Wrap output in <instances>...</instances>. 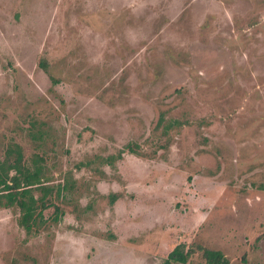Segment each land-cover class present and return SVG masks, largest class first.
Instances as JSON below:
<instances>
[{
  "label": "rangeland",
  "instance_id": "rangeland-1",
  "mask_svg": "<svg viewBox=\"0 0 264 264\" xmlns=\"http://www.w3.org/2000/svg\"><path fill=\"white\" fill-rule=\"evenodd\" d=\"M18 154L73 186L31 234L0 206V264H264V0H0Z\"/></svg>",
  "mask_w": 264,
  "mask_h": 264
},
{
  "label": "trees",
  "instance_id": "trees-1",
  "mask_svg": "<svg viewBox=\"0 0 264 264\" xmlns=\"http://www.w3.org/2000/svg\"><path fill=\"white\" fill-rule=\"evenodd\" d=\"M43 65L45 62H42ZM128 148L131 152L134 151L132 147ZM39 160L40 156L32 158V166L23 163L20 154L14 158L6 155L0 160V206L18 208L17 222L27 234L36 232L46 221L43 210L49 206H54V214L50 218L58 221L63 210L55 204L54 196H62V189L73 186L72 183L65 182L51 183L50 177L42 174L43 166ZM114 197L115 194H112V199ZM196 248L202 251L205 264H230L221 249L200 244H197ZM196 248L185 241H180L167 252L160 264H186Z\"/></svg>",
  "mask_w": 264,
  "mask_h": 264
}]
</instances>
